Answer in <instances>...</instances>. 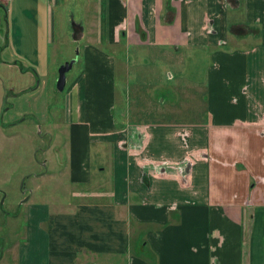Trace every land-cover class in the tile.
<instances>
[{"label":"crops","instance_id":"1","mask_svg":"<svg viewBox=\"0 0 264 264\" xmlns=\"http://www.w3.org/2000/svg\"><path fill=\"white\" fill-rule=\"evenodd\" d=\"M59 1L0 10V109L46 89L57 40L80 60L63 126L32 105L73 186L26 203L13 263L264 264V0H69L57 37Z\"/></svg>","mask_w":264,"mask_h":264},{"label":"rangeland","instance_id":"2","mask_svg":"<svg viewBox=\"0 0 264 264\" xmlns=\"http://www.w3.org/2000/svg\"><path fill=\"white\" fill-rule=\"evenodd\" d=\"M69 5H72L69 0H61L54 6L52 27L53 34L57 37L64 33L65 28L70 29L75 20V17L70 14L77 11L68 8ZM2 9L0 3V10ZM77 50V45L73 42L60 45L57 40L53 51L57 54L61 53V56L65 57H62L64 59L57 63L56 61L51 62L50 69L54 68V73L48 75L46 89H39L34 97L33 95L29 96L28 100L31 106L26 107L28 108L26 113L19 112V109L25 108L24 106L16 105V102L22 101V98L26 99L25 95L20 94L17 97L15 94L18 92L8 90L3 97V106L0 109V264H14L13 244L21 238L25 205L29 200H42L50 204L68 200L69 191L73 185L67 181L65 169L58 168L57 161L44 152V146L51 133H45L44 126L37 116L38 113L34 111L32 105L39 96L41 99L39 104L49 105L50 117L53 116L55 122L60 126L64 125L65 107L69 101L68 84L80 64L78 55L75 54ZM72 52H74L75 60L65 72L63 88L57 89L55 86L57 67L64 60L71 58ZM52 58L54 60L56 57ZM150 60L154 61L153 58ZM160 62L162 63L161 67L166 64L168 70L172 68L171 59H167V63ZM160 62L145 64V66H152L156 69L160 67ZM128 66L130 67V76L132 63ZM189 68L192 70L193 66L181 64L179 70L187 73ZM175 79L176 75L173 79H162V86L157 93L165 96L166 91L171 89L169 85L176 83ZM166 106L170 107L169 104ZM165 117L174 118L170 112L165 114ZM62 152L63 149L58 152L60 157ZM26 196L27 198L22 201ZM5 246L8 248L5 249Z\"/></svg>","mask_w":264,"mask_h":264},{"label":"water","instance_id":"3","mask_svg":"<svg viewBox=\"0 0 264 264\" xmlns=\"http://www.w3.org/2000/svg\"><path fill=\"white\" fill-rule=\"evenodd\" d=\"M75 32H76V30H74V35L77 36L78 33H75ZM76 53H77V51H75V54ZM74 60H75V56H72L71 58H69L67 60H64L63 62H61L58 65V67H57V76H56V80H55V86H56L57 89H62L63 88L64 83H65V72H66L67 69L70 68V66H71V64H72V62Z\"/></svg>","mask_w":264,"mask_h":264},{"label":"built area","instance_id":"4","mask_svg":"<svg viewBox=\"0 0 264 264\" xmlns=\"http://www.w3.org/2000/svg\"><path fill=\"white\" fill-rule=\"evenodd\" d=\"M6 1H8V0H0V3L3 4V3H5Z\"/></svg>","mask_w":264,"mask_h":264}]
</instances>
